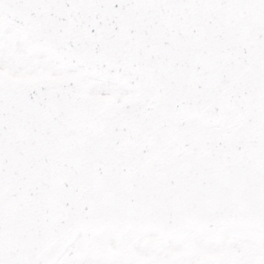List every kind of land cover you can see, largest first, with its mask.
Listing matches in <instances>:
<instances>
[{
	"label": "snow or ice",
	"instance_id": "6c2138e0",
	"mask_svg": "<svg viewBox=\"0 0 264 264\" xmlns=\"http://www.w3.org/2000/svg\"><path fill=\"white\" fill-rule=\"evenodd\" d=\"M0 264H264V0H0Z\"/></svg>",
	"mask_w": 264,
	"mask_h": 264
}]
</instances>
